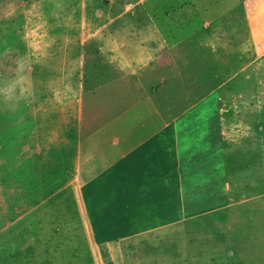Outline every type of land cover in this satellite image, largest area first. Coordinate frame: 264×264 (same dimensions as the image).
<instances>
[{"label":"rangeland","instance_id":"obj_1","mask_svg":"<svg viewBox=\"0 0 264 264\" xmlns=\"http://www.w3.org/2000/svg\"><path fill=\"white\" fill-rule=\"evenodd\" d=\"M148 47L156 80L175 69L199 96L222 88L227 176L220 204L191 222L194 235L175 238L173 252L102 254L104 264H264V0H0V244L24 240L37 223L26 216L43 197L46 259L52 254L57 230L74 223V191L62 199L55 183L67 174L74 136L117 112L96 107L83 120L89 92L143 65ZM69 53L89 60L71 87L51 76L74 69Z\"/></svg>","mask_w":264,"mask_h":264},{"label":"crops","instance_id":"obj_2","mask_svg":"<svg viewBox=\"0 0 264 264\" xmlns=\"http://www.w3.org/2000/svg\"><path fill=\"white\" fill-rule=\"evenodd\" d=\"M144 51L139 68L126 66L123 79H107L89 92L92 104L83 120L88 122L96 107L102 115L117 112L74 136L67 174L55 179L62 199L66 189L74 191L68 201L74 205V223L57 230L54 251L46 259L44 198L38 197L36 216H26L36 225H27L22 242L7 238L0 244V264H104L102 254L173 252L175 238L194 235L191 222L207 220L208 206L221 201L216 192L227 176L222 88L214 84L199 96L175 69L156 80L155 51ZM68 58L74 69L69 64L51 76L68 77L71 87L74 76L88 70L89 60L85 65L75 54ZM36 183L38 190L45 183L39 170ZM133 264L155 262L141 258Z\"/></svg>","mask_w":264,"mask_h":264}]
</instances>
